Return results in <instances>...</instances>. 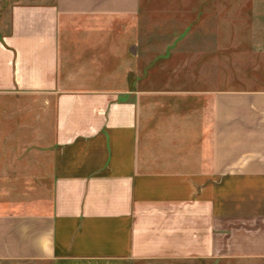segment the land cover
<instances>
[{"label":"crops","instance_id":"0c3cea01","mask_svg":"<svg viewBox=\"0 0 264 264\" xmlns=\"http://www.w3.org/2000/svg\"><path fill=\"white\" fill-rule=\"evenodd\" d=\"M144 2L0 0V264H264V0Z\"/></svg>","mask_w":264,"mask_h":264},{"label":"rangeland","instance_id":"374dc122","mask_svg":"<svg viewBox=\"0 0 264 264\" xmlns=\"http://www.w3.org/2000/svg\"><path fill=\"white\" fill-rule=\"evenodd\" d=\"M171 4L169 3H161L160 0H146L142 4V14H141V24L142 26H152V27H159L161 26V22H164L161 18V11L166 10L165 8L170 7ZM174 5L172 4L171 7L174 9ZM190 6V5H189ZM174 23L176 20H170ZM182 22L185 26H191L192 20L191 19H184V20H177Z\"/></svg>","mask_w":264,"mask_h":264}]
</instances>
